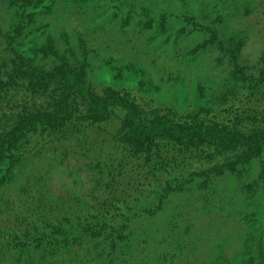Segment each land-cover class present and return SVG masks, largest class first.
I'll use <instances>...</instances> for the list:
<instances>
[{"label":"rangeland","instance_id":"rangeland-1","mask_svg":"<svg viewBox=\"0 0 264 264\" xmlns=\"http://www.w3.org/2000/svg\"><path fill=\"white\" fill-rule=\"evenodd\" d=\"M263 138L264 0H0V264H264Z\"/></svg>","mask_w":264,"mask_h":264},{"label":"trees","instance_id":"trees-1","mask_svg":"<svg viewBox=\"0 0 264 264\" xmlns=\"http://www.w3.org/2000/svg\"><path fill=\"white\" fill-rule=\"evenodd\" d=\"M66 79L68 80V82H71L74 86L78 87L82 92H85L84 87L80 85L78 79L73 74H67ZM126 110L130 114L129 118L133 119V111L129 105L126 106ZM41 121L50 122V119H41ZM177 124L169 120L168 118L163 117L160 119V126L156 127V129L152 133L157 135L160 134L162 130L169 129L174 132L176 136L184 135L185 133L181 132L180 127ZM143 130L147 131L144 128ZM199 132L201 136H210L206 128H200ZM223 139L225 142L226 137H224ZM247 140L248 139L243 136H239L237 139V141L240 142ZM44 192L45 195L48 194L47 190ZM60 230L61 228L55 229L46 237L42 236L39 238H35V236H33L29 240L30 243H22V250L25 257L21 260H17V263L20 261L23 264H91L95 261H98L99 259L100 261L103 260L107 251L112 252V249L108 250L106 248L105 250L103 247H100V245H98L96 249H93L89 240H87L86 244L83 242V239H87L88 235L91 236L90 233H94L97 231L99 235L102 231V228L95 229L94 232H92L93 230L89 229L88 227L79 226L75 227V229H69L65 232H60ZM101 233L103 235H106V233ZM119 235H121V233ZM93 240L99 242L101 241L95 240L94 238ZM121 242L123 243V241ZM146 245L147 243L145 241H142L139 244V250L136 254L135 260H148V257H145V255L149 254L148 248H143ZM95 251L96 256L93 255ZM128 257L129 259H134V253L129 252ZM123 258L125 259L127 258V256L123 255Z\"/></svg>","mask_w":264,"mask_h":264}]
</instances>
